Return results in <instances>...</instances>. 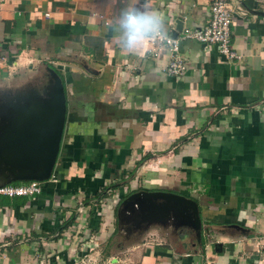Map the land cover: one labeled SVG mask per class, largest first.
Wrapping results in <instances>:
<instances>
[{"label": "crops", "instance_id": "1", "mask_svg": "<svg viewBox=\"0 0 264 264\" xmlns=\"http://www.w3.org/2000/svg\"><path fill=\"white\" fill-rule=\"evenodd\" d=\"M210 1L0 0L5 111L43 97L47 67L65 98L40 192L0 198V264H264V17L249 11L264 12V0H228L238 59L181 40L176 76L161 70L164 49L122 51L109 27L122 10L147 8L178 35L207 21ZM155 190L193 200L198 224L162 198L121 203ZM141 216L154 228L130 243L122 220L139 226Z\"/></svg>", "mask_w": 264, "mask_h": 264}, {"label": "water", "instance_id": "2", "mask_svg": "<svg viewBox=\"0 0 264 264\" xmlns=\"http://www.w3.org/2000/svg\"><path fill=\"white\" fill-rule=\"evenodd\" d=\"M249 11L264 17L262 11ZM170 36H176V31L170 32ZM47 71L51 85L43 97L27 96L23 103L19 104L16 99L15 109L6 112L7 107H10L8 102L4 105L6 108L2 109V113L8 115L11 126L5 125L0 133V172L5 175V180L0 184L27 180L43 181L51 174L64 123L65 98L58 74L50 67H47ZM13 107L14 105L11 106ZM140 195L153 199L162 198L165 203H174L177 210L190 208L194 221L198 224L195 202L176 193L158 190L137 191L126 196L121 203L134 205L140 201Z\"/></svg>", "mask_w": 264, "mask_h": 264}, {"label": "built area", "instance_id": "3", "mask_svg": "<svg viewBox=\"0 0 264 264\" xmlns=\"http://www.w3.org/2000/svg\"><path fill=\"white\" fill-rule=\"evenodd\" d=\"M238 11L242 12L239 7ZM207 21L200 27L181 29L174 37L168 34L167 40L149 41L153 54L164 49L170 58L161 67L163 73L169 76L179 75L185 68V63L178 54V44L181 40H193L205 45H214L218 53L226 61L238 59L239 54L231 47L229 26L231 23V7L228 0H211L208 6ZM98 18H102L99 14ZM104 24H107L104 21ZM40 192V183L36 180H27L24 183L0 184V197L30 196Z\"/></svg>", "mask_w": 264, "mask_h": 264}, {"label": "clouds", "instance_id": "4", "mask_svg": "<svg viewBox=\"0 0 264 264\" xmlns=\"http://www.w3.org/2000/svg\"><path fill=\"white\" fill-rule=\"evenodd\" d=\"M109 27L117 46L126 52L138 53L145 42L168 38L165 19L154 9H124Z\"/></svg>", "mask_w": 264, "mask_h": 264}, {"label": "rangeland", "instance_id": "5", "mask_svg": "<svg viewBox=\"0 0 264 264\" xmlns=\"http://www.w3.org/2000/svg\"><path fill=\"white\" fill-rule=\"evenodd\" d=\"M3 91H5V90H3L1 88V86H0V111H2V109H3V106L1 104L5 105L7 103V100L4 99L6 96H5V93ZM6 115H7L6 113L4 114V113L0 112V133L3 132L2 131V128L5 125H7V123L4 122L5 119L2 118V116H6ZM4 131H7V129H4ZM127 218H131L132 219V217L130 215H128ZM136 219H137L136 221L138 223H140L139 226H135V224L132 225L130 223H127V221L122 220L123 231L121 233L124 234V235H126L127 237H130V239H131L130 240V243H135V241H137L139 239V236H140L141 233H144L145 234V229H151L153 227V226L150 225L152 222H148L146 224H141V220H143V217L142 216L141 217H136ZM158 220L155 219V222L158 221ZM128 224H130V225H128ZM155 229L159 230L158 228H155ZM132 231H133L134 234H131L130 235V232H132ZM124 235H122L121 237H123ZM131 236H133V237L131 238ZM147 238H148L147 235H143V237L140 238V239L141 240H144V239H147Z\"/></svg>", "mask_w": 264, "mask_h": 264}, {"label": "trees", "instance_id": "6", "mask_svg": "<svg viewBox=\"0 0 264 264\" xmlns=\"http://www.w3.org/2000/svg\"><path fill=\"white\" fill-rule=\"evenodd\" d=\"M1 198V197H0Z\"/></svg>", "mask_w": 264, "mask_h": 264}]
</instances>
